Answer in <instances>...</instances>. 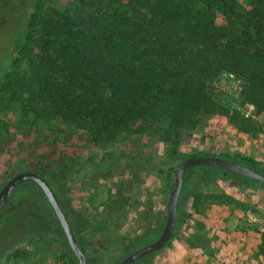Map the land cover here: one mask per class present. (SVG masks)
Instances as JSON below:
<instances>
[{
	"label": "rangeland",
	"instance_id": "obj_1",
	"mask_svg": "<svg viewBox=\"0 0 264 264\" xmlns=\"http://www.w3.org/2000/svg\"><path fill=\"white\" fill-rule=\"evenodd\" d=\"M154 1L36 0L13 61L1 74V84L26 69L22 51L38 36L48 12L53 27L47 31L53 35L57 26L75 27L81 15L123 11L137 17ZM237 2L240 9L252 5L250 0ZM228 73L240 79L235 72H221L213 86V98L230 112L246 117L249 103L243 97L244 87L235 90ZM246 118L259 123L261 131L244 133L228 116L210 114L203 115L196 128L183 131L177 144L146 133L100 147L57 122L25 121L20 105L0 108V190L17 173L52 170L54 161L66 157L69 170L51 176L89 264H118L161 235L176 172L186 158L199 153L243 156L264 168V113L256 108L255 117ZM205 195L213 196L211 203L205 201ZM197 196H201L200 210L194 205ZM250 208L264 217V184L239 183L209 169L193 170L176 235L149 261L220 264L251 258L261 234L244 223L243 215ZM193 242H204L209 248H192ZM145 263L138 260L135 264ZM0 264H78L47 198L29 181L15 188L0 211Z\"/></svg>",
	"mask_w": 264,
	"mask_h": 264
},
{
	"label": "trees",
	"instance_id": "obj_2",
	"mask_svg": "<svg viewBox=\"0 0 264 264\" xmlns=\"http://www.w3.org/2000/svg\"><path fill=\"white\" fill-rule=\"evenodd\" d=\"M250 1L251 8L240 9L237 0H155L137 17L96 11L81 15L75 27L57 26L53 35L47 31L53 27L48 12L38 36L22 51L26 69L1 84L36 0H0V108L20 105L25 121L57 122L100 147L146 133L177 144L183 131L196 128L210 114L226 115L240 131L257 133L259 123L213 98L221 72H235L245 81V100L264 113V0ZM221 157L264 174L250 158ZM195 169L221 172L239 183H260L229 170L192 166L184 175L178 220ZM68 170L64 157L54 161L52 170L35 171L55 191L51 175ZM204 199L211 203L214 198ZM200 203L197 196L198 210ZM190 247L209 248L204 242ZM156 252L139 261L154 264L149 259ZM252 257L264 259L263 234Z\"/></svg>",
	"mask_w": 264,
	"mask_h": 264
},
{
	"label": "water",
	"instance_id": "obj_3",
	"mask_svg": "<svg viewBox=\"0 0 264 264\" xmlns=\"http://www.w3.org/2000/svg\"><path fill=\"white\" fill-rule=\"evenodd\" d=\"M196 165H206L229 170L242 174L250 179L264 184V174H261L248 166L222 158L220 156H192L185 159L180 164L176 172L175 183L169 202V212L161 235L155 241L137 249L136 251L126 256L118 264H133L149 253L163 249L168 244L177 227L179 201L183 188L185 172L190 167ZM26 181H33L44 193L50 206L52 207L54 214L56 215L61 228L64 231V234L72 251L78 258V264H88V258L77 241L71 222L61 205L59 197L57 196L56 192L47 181V179L38 172L24 171L17 173L13 177H11L0 190V210L6 206L15 188L19 184Z\"/></svg>",
	"mask_w": 264,
	"mask_h": 264
},
{
	"label": "built area",
	"instance_id": "obj_4",
	"mask_svg": "<svg viewBox=\"0 0 264 264\" xmlns=\"http://www.w3.org/2000/svg\"><path fill=\"white\" fill-rule=\"evenodd\" d=\"M228 76L235 90H241L244 87L243 80L236 78L233 73H228ZM248 103V108L245 112L246 117H255L256 106L250 102ZM243 220L249 228L257 230L260 234L264 235V217L260 216L255 210L251 208L247 209L243 215ZM220 264H264V259H255L253 257L244 260L228 259Z\"/></svg>",
	"mask_w": 264,
	"mask_h": 264
},
{
	"label": "flooded vegetation",
	"instance_id": "obj_5",
	"mask_svg": "<svg viewBox=\"0 0 264 264\" xmlns=\"http://www.w3.org/2000/svg\"><path fill=\"white\" fill-rule=\"evenodd\" d=\"M1 211V210H0Z\"/></svg>",
	"mask_w": 264,
	"mask_h": 264
}]
</instances>
